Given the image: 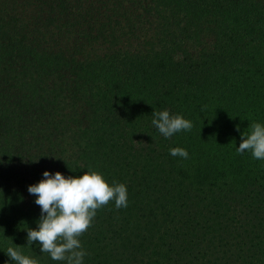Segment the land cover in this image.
Instances as JSON below:
<instances>
[{
  "label": "trees",
  "instance_id": "obj_1",
  "mask_svg": "<svg viewBox=\"0 0 264 264\" xmlns=\"http://www.w3.org/2000/svg\"><path fill=\"white\" fill-rule=\"evenodd\" d=\"M165 109L191 131L164 138ZM252 122L264 0H0V264L10 246L65 264L27 245L44 171L127 187L80 237L83 264H264V160L236 153Z\"/></svg>",
  "mask_w": 264,
  "mask_h": 264
},
{
  "label": "clouds",
  "instance_id": "obj_2",
  "mask_svg": "<svg viewBox=\"0 0 264 264\" xmlns=\"http://www.w3.org/2000/svg\"><path fill=\"white\" fill-rule=\"evenodd\" d=\"M152 117V125L166 139L182 131H191L193 127L190 120L171 115L167 109L154 110ZM248 127L250 130L241 134L236 153L247 152L255 160H264V124L252 122ZM236 130L240 131L239 126ZM169 154L183 159L189 157L187 150L180 147L170 148ZM27 190L36 197L35 204L41 210L37 227L26 230L27 245L35 243L40 253L65 264H83L88 253L80 237L92 226L98 210L113 202L116 209L126 208L128 204L126 185L114 182L110 186L96 171H86L75 177H65L59 171L55 174L44 171L43 179L28 186ZM5 254L12 264H39L36 259L22 254L19 247L10 246Z\"/></svg>",
  "mask_w": 264,
  "mask_h": 264
},
{
  "label": "rangeland",
  "instance_id": "obj_3",
  "mask_svg": "<svg viewBox=\"0 0 264 264\" xmlns=\"http://www.w3.org/2000/svg\"><path fill=\"white\" fill-rule=\"evenodd\" d=\"M205 46L204 48H206V50L208 51V48H210V46L212 45V43L210 42V40H205ZM181 58L177 57V60H180Z\"/></svg>",
  "mask_w": 264,
  "mask_h": 264
}]
</instances>
